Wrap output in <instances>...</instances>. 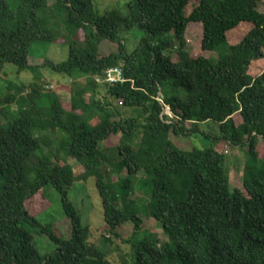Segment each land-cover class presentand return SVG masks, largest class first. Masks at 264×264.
Masks as SVG:
<instances>
[{"label": "trees", "instance_id": "trees-1", "mask_svg": "<svg viewBox=\"0 0 264 264\" xmlns=\"http://www.w3.org/2000/svg\"><path fill=\"white\" fill-rule=\"evenodd\" d=\"M263 3L129 0L98 15L94 0H0V264H111L69 199L90 179L101 233L131 224L140 234L136 193L162 226L167 241L131 243V264H264ZM188 23L202 25L205 55L185 50ZM134 31L129 50L123 34ZM102 43L117 51L102 56ZM45 44L66 46L68 59L31 65L32 48ZM9 66L32 83L7 80ZM117 67L124 83H96ZM45 71L66 78L69 106L46 89ZM195 136L211 146L185 151L172 140ZM228 147L243 154L242 189L230 187ZM49 188L69 240L29 210ZM32 232L54 251L43 256Z\"/></svg>", "mask_w": 264, "mask_h": 264}, {"label": "rangeland", "instance_id": "rangeland-1", "mask_svg": "<svg viewBox=\"0 0 264 264\" xmlns=\"http://www.w3.org/2000/svg\"><path fill=\"white\" fill-rule=\"evenodd\" d=\"M129 0H94V10L96 14L103 15L104 12L111 9L112 7L122 8L126 2ZM264 9V3L262 4ZM127 42V47L129 50L138 44L141 33L134 31L130 33H124ZM203 39V27L201 24L197 23H188L185 32L183 35V41L185 44V50L193 57L205 55L202 53L199 43ZM117 51L116 46L110 43H102L99 48V53L102 56L110 55ZM30 64L33 66H40L43 64L41 59H48L55 64H60L65 62L68 59V48L64 45H55V44H45V45H35L31 51ZM36 59H39L36 61ZM8 75L6 76L7 80H11L14 83H32V76L26 73L17 75L15 68L9 66L7 69ZM45 79L43 84L46 89L50 91H56L57 95L61 101L69 106L70 95L65 92L66 89L62 88L67 86L68 82L66 78L62 75L50 74L47 71L43 73ZM61 86L62 89L58 90V87ZM124 113L128 116L129 112ZM204 130H209L213 134H217V126L214 123H208L203 125ZM50 138H53L52 135H49ZM173 142L179 149L185 151H191L193 149L204 150L211 146V143L206 141L200 136H195L192 138L178 139L172 137ZM108 145V146H107ZM113 143L103 144L102 147H112ZM46 152L47 149H44ZM226 153L230 158V187L231 189H242V170H243V154L239 150H232L229 147L226 148ZM72 167H76L75 162H71ZM133 180H135L133 178ZM46 196H41L36 201H33L28 205L30 212L41 215L38 217L40 223L42 224H51L57 230L58 234L66 240L71 239V228L70 222L64 216L61 208L60 196L51 188L46 190ZM134 199L138 200L139 217L142 220L141 232L138 236H134L133 226L131 224H126L122 228H119L115 231V235H109L106 232L98 231L99 228L104 226V219L102 213L101 201L99 194L96 190L94 180L90 179L87 183H77L69 191V199L71 203L76 208L82 225L87 227L91 231L90 242L94 244L98 249L106 254L109 262L111 264H131L129 261L128 254L130 253L131 243H138L141 241L145 235H150L153 237V240L158 242L156 248L159 249L160 243L167 241L166 236L163 233L162 226L151 219L146 212V204L139 201L142 198L141 193H136ZM42 212H44L42 214ZM34 240L39 252L45 256L54 251V246L50 241L39 235L36 232H32ZM111 238V241L105 242L101 237Z\"/></svg>", "mask_w": 264, "mask_h": 264}, {"label": "built area", "instance_id": "built-area-1", "mask_svg": "<svg viewBox=\"0 0 264 264\" xmlns=\"http://www.w3.org/2000/svg\"><path fill=\"white\" fill-rule=\"evenodd\" d=\"M95 81L98 84L106 83V84L112 85V84H116V83H124L126 80L123 77L122 70L117 67V68L109 69L108 71H106L104 77H102V78L97 77V78H95ZM158 101L162 105H164L162 96L158 99ZM164 107H165L164 114L167 115L168 117L172 118V113H171L169 107L166 105H164Z\"/></svg>", "mask_w": 264, "mask_h": 264}]
</instances>
